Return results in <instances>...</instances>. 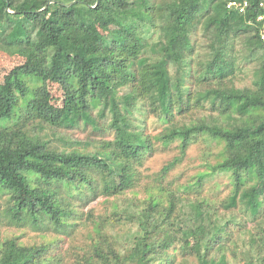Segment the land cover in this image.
Returning <instances> with one entry per match:
<instances>
[{
    "label": "trees",
    "instance_id": "trees-1",
    "mask_svg": "<svg viewBox=\"0 0 264 264\" xmlns=\"http://www.w3.org/2000/svg\"><path fill=\"white\" fill-rule=\"evenodd\" d=\"M263 34L264 0H0V264H264Z\"/></svg>",
    "mask_w": 264,
    "mask_h": 264
},
{
    "label": "rangeland",
    "instance_id": "rangeland-1",
    "mask_svg": "<svg viewBox=\"0 0 264 264\" xmlns=\"http://www.w3.org/2000/svg\"><path fill=\"white\" fill-rule=\"evenodd\" d=\"M238 82L239 84L244 85L245 83L250 84L251 80L247 76H240ZM78 138L82 139L83 136L81 135ZM200 148L201 146L199 144H194L190 146L186 152V155L183 157L181 164L174 170H172V173H174V175L179 173L181 174L182 181H185V179H188L189 177L195 175L198 171L203 169ZM180 155V150L175 144L172 145L170 148L162 149L158 152V154H156L153 158L147 161L146 165L142 168V171L146 175H152L156 172H160L162 168L169 163V161L180 157ZM221 181H224V179H222ZM126 227L128 228V226ZM9 233L11 234L12 232L9 231ZM15 233L18 234V232ZM177 262L178 264H196L192 260L190 261V263H184L182 259H178ZM229 264L241 263L237 260L235 261L230 259Z\"/></svg>",
    "mask_w": 264,
    "mask_h": 264
},
{
    "label": "built area",
    "instance_id": "built-area-1",
    "mask_svg": "<svg viewBox=\"0 0 264 264\" xmlns=\"http://www.w3.org/2000/svg\"><path fill=\"white\" fill-rule=\"evenodd\" d=\"M236 4L235 3H230L228 7H232V6H235ZM263 19L262 16L259 17V20ZM263 39H264V34H263Z\"/></svg>",
    "mask_w": 264,
    "mask_h": 264
}]
</instances>
